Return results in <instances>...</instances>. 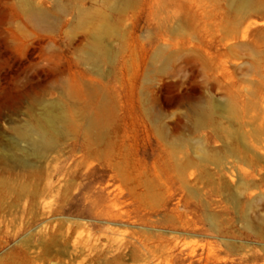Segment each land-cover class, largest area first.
<instances>
[{
    "label": "rangeland",
    "instance_id": "obj_1",
    "mask_svg": "<svg viewBox=\"0 0 264 264\" xmlns=\"http://www.w3.org/2000/svg\"><path fill=\"white\" fill-rule=\"evenodd\" d=\"M262 192L264 0H0V264H264Z\"/></svg>",
    "mask_w": 264,
    "mask_h": 264
},
{
    "label": "bare ground",
    "instance_id": "obj_2",
    "mask_svg": "<svg viewBox=\"0 0 264 264\" xmlns=\"http://www.w3.org/2000/svg\"><path fill=\"white\" fill-rule=\"evenodd\" d=\"M50 123L52 124V125H54V121H50ZM37 135L36 136H32V137H29L30 138V140H32V143H33V145L34 146H36V148H38V147H40L41 146V144L42 143H45V140H46V135H45V132L44 131H42V132H40V133H36ZM34 149V148H33ZM263 193V192H262ZM263 195H264V193H263ZM246 217V216H245ZM159 218V217H158ZM157 218V219H158ZM157 219L155 218V219H152V220H156L157 221ZM162 219V218H161ZM155 222V221H154ZM183 226V225H182ZM247 226H248V228H250V229H254V228H257V227H255V225H254V223L253 222H247ZM231 242V241H230ZM229 244H231V243H229ZM230 247H231V245H230ZM229 247V245H228V247L227 248H230ZM234 248V247H233ZM232 249V248H231ZM233 250H235V249H233ZM247 254H249V253H247ZM247 254H245V255H247ZM244 255V254H243ZM170 256V255H169ZM248 256V255H247ZM255 258H258V256L257 257H255Z\"/></svg>",
    "mask_w": 264,
    "mask_h": 264
}]
</instances>
